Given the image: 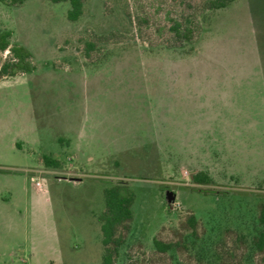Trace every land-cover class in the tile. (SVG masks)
<instances>
[{
    "label": "rangeland",
    "instance_id": "374dc122",
    "mask_svg": "<svg viewBox=\"0 0 264 264\" xmlns=\"http://www.w3.org/2000/svg\"><path fill=\"white\" fill-rule=\"evenodd\" d=\"M127 2L135 17L148 16L143 37L101 43L86 57L85 38L126 25ZM169 4L179 8L182 0H87L84 16L70 22L67 2L27 0L17 8L0 2V29L14 31L13 42L32 51L36 66L0 75V264H102L99 217L104 189L116 184L136 193L132 228L116 264H197L186 251L156 256L153 247L154 237L179 239L176 230L191 213L201 222L194 254L204 259L228 228L250 239L264 230L258 220L264 95L256 82L232 97L224 82L212 89L209 81L238 65L260 70L248 37L228 31L222 13L215 20L219 31L206 32L192 54L151 50L148 45L161 41L158 29L168 27ZM246 5L264 26V0H239L234 18ZM241 96L249 104L243 120L258 126V132L246 128L245 152L222 131L235 116L228 107L233 98L241 105ZM46 154L64 168H47ZM199 171L213 183L195 184ZM232 239L229 234V245ZM251 253L246 264H264L263 255L250 259Z\"/></svg>",
    "mask_w": 264,
    "mask_h": 264
},
{
    "label": "trees",
    "instance_id": "16d2710c",
    "mask_svg": "<svg viewBox=\"0 0 264 264\" xmlns=\"http://www.w3.org/2000/svg\"><path fill=\"white\" fill-rule=\"evenodd\" d=\"M27 0H0L9 7H21ZM52 3H69L67 18L70 22H77L85 14L87 0H47ZM236 0H182L179 8L169 4L171 7L166 11L165 20L168 27L158 29L161 41L150 44L147 47L154 49H171L182 51L186 54L195 52L206 32L214 30L215 20L224 10L231 7ZM128 2L123 14L126 25L122 28H112L104 33H92L84 41L85 56L99 44L126 43L138 41L141 35V27L144 22L148 24V16L142 19L135 17L129 10ZM173 8V9H171ZM176 8V9H174ZM144 25V26H145ZM143 26V27H144ZM14 31L12 29H0V75L14 77L19 73H30L36 66L33 61L32 51L24 44L13 42ZM143 37V36H142ZM7 52L4 57L3 54ZM43 162L47 168L62 169L65 163L52 154L44 155ZM193 176L195 184L210 185L213 183L211 175L207 171H199ZM205 193L217 194V191L203 190ZM104 200L106 209L100 215L101 230L103 236V261L102 264H116L120 255V249L125 245L134 220V204L136 201L135 191L127 184H116L104 189ZM258 220L264 225V203L259 205ZM200 219L195 213H191L176 230L179 233L177 240H163L154 237V255L160 256L174 252H188L197 264H246L248 252L264 256V230H260L251 239L244 232L234 229H226L225 236L214 245L213 256L201 258L195 256V244L200 237ZM229 234L233 235L229 245ZM240 249H244L241 256ZM250 254V259L251 255ZM173 256V255H172ZM248 259V258H247ZM129 260H132L131 257ZM129 264H133L129 261Z\"/></svg>",
    "mask_w": 264,
    "mask_h": 264
},
{
    "label": "crops",
    "instance_id": "0c3cea01",
    "mask_svg": "<svg viewBox=\"0 0 264 264\" xmlns=\"http://www.w3.org/2000/svg\"><path fill=\"white\" fill-rule=\"evenodd\" d=\"M239 0H236L232 6L234 7H229L226 10L223 11V14L226 17V22H225V28L228 29V31L232 32L235 37H237L240 34L241 40L245 38L246 36L248 37V47L253 49V58L251 61L254 65L259 66V71L254 72V73H248L244 70V66H236L235 70L232 72H224L223 77H212L210 76V88L214 89L219 87L222 82H224V86L230 87L232 89L230 91V94L232 97H236L240 95V91L238 90H243L244 86L247 88L250 85H253L254 82L258 84L260 89L262 90V94L264 95V26L260 22L257 25V21L255 18V15L252 12V9L250 6L246 5L244 9L241 11V18H234V15L237 17L239 16L238 14L240 12L238 11H233L235 9V6ZM231 8V9H230ZM233 8V9H232ZM232 11V12H231ZM225 12V13H224ZM236 19V20H235ZM234 20L236 23H234ZM216 25V27H215ZM214 25V32L215 30L219 31V26L218 24L215 23ZM231 33V34H232ZM246 43V41H245ZM243 47H246L243 44ZM234 50V49H233ZM249 51V50H248ZM233 53L230 55L232 56ZM245 55L241 58L244 60ZM233 59L231 57H228V62H232ZM246 62V60H244ZM247 63V62H246ZM248 89V88H247ZM237 90V91H236ZM242 97V99H240ZM239 97L241 100V105L239 101L235 102V98L232 100L231 107L229 106L228 108L232 113L235 114L233 119L231 117L227 118L225 121V125L220 129H222L224 134L225 141L230 142L231 144H240V152L242 151H247L249 149V142H247V137L245 136L246 134V128L247 127H253L256 132H258L257 129V124H247V120H243L245 117L244 110L245 106L249 104H245L243 96ZM246 98V97H245ZM264 98V97H263ZM232 99V98H231ZM264 100V99H263ZM36 113L32 116L31 120V127L35 130V128L38 126V123L36 122ZM237 128L240 129V131L237 130ZM235 129V130H234ZM222 135V132H221ZM243 135V136H240ZM227 139V140H226ZM15 146H19V143L16 142Z\"/></svg>",
    "mask_w": 264,
    "mask_h": 264
},
{
    "label": "built area",
    "instance_id": "2783aa9c",
    "mask_svg": "<svg viewBox=\"0 0 264 264\" xmlns=\"http://www.w3.org/2000/svg\"><path fill=\"white\" fill-rule=\"evenodd\" d=\"M35 185L39 190H42L44 188V183L41 180L36 179Z\"/></svg>",
    "mask_w": 264,
    "mask_h": 264
}]
</instances>
